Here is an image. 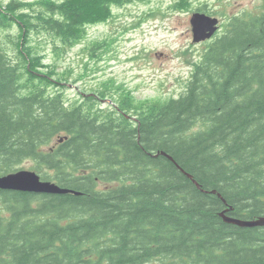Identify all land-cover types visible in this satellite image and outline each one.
I'll return each mask as SVG.
<instances>
[{"label": "trees", "instance_id": "obj_1", "mask_svg": "<svg viewBox=\"0 0 264 264\" xmlns=\"http://www.w3.org/2000/svg\"><path fill=\"white\" fill-rule=\"evenodd\" d=\"M146 1L0 3V176L31 160L68 191L0 190V264H264V226L225 221L264 220V0L228 21L177 99L104 81L71 100L70 71L44 62Z\"/></svg>", "mask_w": 264, "mask_h": 264}, {"label": "rangeland", "instance_id": "obj_2", "mask_svg": "<svg viewBox=\"0 0 264 264\" xmlns=\"http://www.w3.org/2000/svg\"><path fill=\"white\" fill-rule=\"evenodd\" d=\"M178 1L149 0L114 7L111 19L89 27L86 39L62 58L54 59L46 48L44 62L56 61L60 72L70 71L66 94L71 100L104 81L113 82L112 87H120L138 102L177 99L185 93L195 64L211 43L192 42L191 16L200 12L219 19L217 38L232 18L258 15L262 10V0H187L185 7H174ZM92 41H107L110 50L97 52L99 58L92 59L86 52ZM33 167L31 160H25L18 169L32 171Z\"/></svg>", "mask_w": 264, "mask_h": 264}, {"label": "water", "instance_id": "obj_3", "mask_svg": "<svg viewBox=\"0 0 264 264\" xmlns=\"http://www.w3.org/2000/svg\"><path fill=\"white\" fill-rule=\"evenodd\" d=\"M218 20L202 13H194L190 18L193 42H201L210 39L217 30ZM0 190L29 192L35 194H66L68 191L58 185L43 182L34 172L19 171L17 173L0 177ZM227 223H233L240 227L264 226V220L251 222L225 219Z\"/></svg>", "mask_w": 264, "mask_h": 264}]
</instances>
